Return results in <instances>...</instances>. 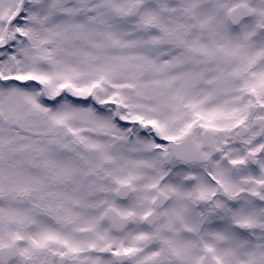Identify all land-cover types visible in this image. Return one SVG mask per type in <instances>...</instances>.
<instances>
[{
	"label": "snow or ice",
	"instance_id": "6c2138e0",
	"mask_svg": "<svg viewBox=\"0 0 264 264\" xmlns=\"http://www.w3.org/2000/svg\"><path fill=\"white\" fill-rule=\"evenodd\" d=\"M0 264H264V0H0Z\"/></svg>",
	"mask_w": 264,
	"mask_h": 264
}]
</instances>
